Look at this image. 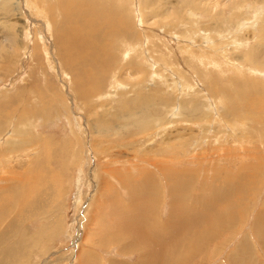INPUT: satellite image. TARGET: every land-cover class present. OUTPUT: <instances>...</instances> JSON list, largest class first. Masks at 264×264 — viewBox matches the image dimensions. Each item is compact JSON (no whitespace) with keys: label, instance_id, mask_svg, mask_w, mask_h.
Here are the masks:
<instances>
[{"label":"rangeland","instance_id":"obj_1","mask_svg":"<svg viewBox=\"0 0 264 264\" xmlns=\"http://www.w3.org/2000/svg\"><path fill=\"white\" fill-rule=\"evenodd\" d=\"M37 1L44 7L45 0ZM106 1L113 9H123L133 37L106 34L117 61L111 58L113 67L109 63L103 74L107 85L102 91L82 97L74 88L76 71L63 62L60 38L52 26L60 14L55 13L54 20L35 0H0V115L1 109L10 113L0 116V243L5 244L0 245V264L134 263L139 250L122 252L115 240L119 236H110L118 228L120 212L126 222L123 229L139 223V212L133 210L134 203L139 206V192L125 195L122 190L126 183L141 180L143 171L152 172L164 187L157 206L165 218L170 197L159 167L169 166L180 172L170 176L189 177L191 197L204 195L212 201V184L214 194L218 188L222 194L223 186L233 190L227 207L223 199L211 204L213 213L225 208L223 225L209 234L198 224L202 237L188 251L182 248L172 264H239L244 257L247 264H264V70L246 61V53L257 60L264 55V0H244L242 7L233 4L238 0H191L198 6L192 11H187L185 0H142L141 5L140 0ZM139 9L147 15L145 21ZM154 12L159 15L152 16ZM234 12L239 17L229 21ZM167 21L175 24L165 26ZM167 26L171 30L166 31ZM154 48L166 53L167 61L151 57L161 61L144 62V71L135 70L133 61L143 60L140 51L155 53ZM234 82L254 83L252 94L258 98L238 109L230 100L228 107L236 112L227 113L221 94L233 95ZM25 109V122H15L18 111ZM21 129L27 133L15 135ZM172 145L176 154H184L179 161L160 154L159 149L170 151ZM32 166L55 180L46 184L38 174L43 183L28 198L36 202L28 204L34 207L25 206L16 217L9 195L17 175ZM115 194L127 202L123 211L115 205L117 197H109ZM258 217L261 234L254 226Z\"/></svg>","mask_w":264,"mask_h":264},{"label":"bare ground","instance_id":"obj_2","mask_svg":"<svg viewBox=\"0 0 264 264\" xmlns=\"http://www.w3.org/2000/svg\"><path fill=\"white\" fill-rule=\"evenodd\" d=\"M5 1L8 2L9 0H5ZM35 2L37 3L39 1L35 0ZM44 2H45L44 7L42 6L43 4L40 2H39L40 4L38 3L39 4L38 7L39 8L43 7L41 10H43L45 12H46V10H49L50 11L49 15L54 20H55V16L53 17V15L55 13L60 14L61 18H60L59 22H56V21L52 22L53 19L51 17L49 19H50V22H52V24H53L52 26L54 27V32H56V34H58L59 38H60V41H59L58 37L56 36L57 40L62 45V48L60 49V54L64 58L63 62L65 63V65L68 63L70 66V70L76 71V76H78L77 79L75 78L76 81H75V87L74 88L79 92V94L82 97H84V94H86L90 91L101 92L102 88L107 85V84L103 85L104 81H105V77H106L103 74H105L104 72H106L110 68V67H108V65H109V63L111 65V62H110L111 58H114V57H112V53H111V48H112L113 43L108 42L106 40V34L109 33L108 35H111V34L117 33L118 35H121L125 39H129V38L133 37V34L131 32V22L126 17H124L123 9L119 8V7H118V10L113 9V7L109 6L110 4H108L106 0H45ZM110 2L112 3V1H110ZM243 2H244V0H238V1H234L233 4L238 5V7H242ZM142 3H143L142 0H140L139 4L141 5ZM183 3H184V5L189 7V9L187 11H192L193 9L197 10V8H198V6L196 4L197 2L194 4H191V0H185ZM148 4H150V3H148ZM15 6H17V3H15ZM141 8L143 9V6H141ZM142 9H139L140 13H141V14L140 13L139 14L144 20L147 15L145 13H142ZM156 12L152 13L151 15L152 16H153V14L155 16L159 15ZM177 12H179V9L175 10L173 17L171 16L173 14H171L169 16L174 18L175 15L178 14ZM189 13L191 14V12H189ZM160 14H162V13H160ZM151 15H149V17H151ZM228 17H229V21H233L232 20L233 18H235L234 20H236L239 16H238V13L234 12L231 15H229ZM162 18H163V15H162ZM169 21H167L168 23H166L164 25L166 26V25L175 24V23H172ZM89 25H90V27H89ZM159 26H161L160 23H159ZM170 27L167 26L166 31L171 30ZM173 27H176V26H173ZM219 28H221V27H219ZM172 29H174V28H172ZM260 29L264 32V25ZM145 30H146V28H145ZM166 31H163V32H166ZM134 32H135V34H137L136 31H134ZM196 32H198V30ZM196 32H194V33L196 34ZM222 32H224V31H222ZM178 33L179 32H177L176 34H178ZM191 35H193V34H191ZM146 38H148L147 35H146ZM213 40H216L217 43L220 42L219 41L220 39L217 40V38H214ZM150 41H148V42H150ZM135 42H136V40H135ZM160 43H161V41H160ZM152 44H154V43H152ZM155 44H156V42H155ZM235 44H236V42H235ZM116 45H118V44H116ZM134 46H135V44H132L131 48L133 49ZM157 46H159V45H157ZM212 46H215V45H212ZM222 47H223V45H222ZM154 49L156 51L155 53L151 49L150 52L145 54V55H143V52L140 51L141 57H142L140 59H143V60H137V61L132 60L133 63H135V65H136L134 67L135 70L144 71L145 70L144 69L145 65L143 64L144 62L153 64L154 60L160 62L161 60L165 59L167 61V59H166L167 54L166 53H164L160 49H156V48H154ZM213 49L215 51L214 47H213ZM213 49H212V52H213ZM199 52L202 53L201 51H199ZM128 54H129V52H126V55H128ZM192 54H193V52H192ZM202 54H200V55H202ZM206 55H204L203 57L207 58ZM12 56H13L12 53L7 52L6 58L7 57L9 58V62H12ZM151 57H159L162 59L161 60H157V58L150 59ZM246 57H247V59H246ZM246 57L245 58L243 57V59L244 60L246 59V61L249 60L251 65H253V67L255 69L257 68V69L264 70V61H261V60H264V55H263V58L261 56L260 59H258V60L256 58H254L253 55H250V54L247 55V53H246ZM251 57H253V60ZM255 57H257V56L255 55ZM123 59H124V56H123ZM68 64L66 65L67 67H68ZM153 75H154V73H153ZM105 82H107V81H105ZM80 84H81V86H80ZM233 84H235V85H233L234 86V90H233L234 93L232 92L233 95H229V94H231L230 92H223V91L222 92L224 94L223 95L221 94V96H224L226 98L225 101L227 103V110H226V108H225V110L227 113L232 112V110L236 112V108L231 109L228 107V103L230 100H232L233 103L237 104V109H238L239 104H244V106H247L253 100L255 103L256 102L255 100L258 98L256 94L255 95L252 94L254 83H252V82H234ZM101 85H103V86H101ZM153 90H155V89H153ZM156 90H157V88H156ZM209 91L211 93H216L212 89H210ZM90 94H91V92H90ZM243 97L246 99V103L245 102H236V100H238V99H244ZM258 100H257V103L259 102ZM248 107H246V108H248ZM1 110H2L1 111L2 115L3 114L6 115L7 113H9V112L4 113L3 109H1ZM23 111L27 112L28 110L25 109V110L18 111V115L15 114L17 116V117H15V118H17L15 122H18V123H24L25 122L28 115ZM179 111H180V109H179ZM174 112H175V110H174ZM191 112H193V110ZM13 114H14V112H13ZM2 115H0L1 118H2ZM210 115H213V114H210ZM212 118H214V117H212ZM242 118H243V116H242ZM249 118L254 120L252 117H249ZM195 119H198V116L195 117ZM144 124H146V122ZM144 126H146V125H144ZM147 126H149V125H147ZM26 133H27L26 129H21L20 131L19 130L15 131V135H17V136H24ZM11 134H12V132H11ZM3 137H5V135ZM23 140L24 139H22L21 143L25 144V141H23ZM5 141L7 142V140H5ZM1 142H0V144H2ZM31 142H29V144H31ZM3 144H5V142ZM20 144H18V145H20ZM39 147H40V150H44V148L46 147V144L42 143L39 145ZM0 149H2V148H0ZM170 149H171L170 151H168V149H166V148L159 149L160 154L163 157H168V158H173V159H174V157L177 159V158H179V156L184 155L182 151H177V154H176L177 149L174 150L173 145H172V147H170ZM0 152H2V151L0 150ZM177 160L179 161V159H177ZM163 162H165V164L172 163L171 161H168V160H166V161L164 160ZM152 164H155V163L153 162ZM159 168L163 172L161 174H162V177L164 179L163 181L166 184L167 195L170 197V203H168V206H167L168 207L167 216L165 218L161 217L162 213H160L158 211V206H159L158 203L160 200L161 189L164 187L160 188V186L157 182V179L154 177L153 174H151L152 172L151 173H145L146 171H143V173H141V176L139 175L140 176L139 178H142L141 180L135 179L133 182L126 183L125 186L126 187L128 186V187L126 188V190H122L123 191L122 193L123 194L125 193V195L132 193V192H139V194H140L139 206H137L134 203V208H133V210H138V212H139V219H137V221H136V224H137V222H139L137 224V227L134 229H123V225L126 222L122 223V222H124L123 219L121 218V216H123V215L120 212L118 214V218L115 219V221H116L115 224L116 223L118 224L119 231H118V228L114 229V232L111 233V235H110V236H114L115 234H117L119 236V239H115V240H119V244H120L119 249L122 252H129V251L137 252V249L139 250V252L136 253L137 254V261H134V263H128V264H172L175 260L179 259V254L182 252V248H183V252L188 251L190 249V247L194 244V242L197 239H199L200 237H202L203 233L202 232L200 233L196 230L198 224H202L203 227L206 226L209 230L207 232L210 234V232H213L216 227L222 226L226 220L225 208L223 210L220 209L221 214H219L220 212L215 213L216 210L213 213L212 208L215 209V206L211 207L212 206L211 204L212 203L215 204L214 202H216L218 200L222 201V199H223V201L227 202V204H225L223 206L227 207L228 203H230V202H228L229 197H231L230 195L233 194V193H231V191H233V190L228 189L229 186L228 187L223 186L222 188L220 187L222 190V194H219V188L217 189V191L215 190L216 193L214 194L213 190H214V188H215L214 186H216V184H212V188L208 189V192L210 193V195L214 196V198H211L212 201L204 198V195H203V197L201 195L196 196V197H191L190 196V191H191L190 188L191 187L189 186L191 180L189 179L188 176H185V175H171L170 176L169 173H180V172L171 171L173 169H176V168H174V166H173V168H172V166H169L167 168H164V167L163 168L159 167ZM31 173H33V174H31ZM34 173L37 174V176L34 175ZM113 173H115V172L113 171ZM38 174H40V176L43 177L44 183L47 184L48 181H51L54 183L55 178H54L53 174H50L48 176L46 174V170H44V172L41 173L40 168L38 170H35L33 168V166L28 171L24 172L22 175L21 174L17 175L16 179H18V180H17V183L15 182L16 186H14L12 188V192L9 195V197L11 199V204L13 206L12 210H13V213H16V217H19V213L21 212V210H23L25 208V206H28L29 203L32 204V202H34V200L28 201V198L30 196H32L33 193H35L34 190L36 189V186H38V183H40V184L43 183V180H40L38 178ZM13 178L14 177H11V179H13ZM130 181H132V179ZM55 190H57V189H55ZM114 190H115V188H114ZM109 191H111V190H109ZM121 196H122V194L121 195L115 194V195H111L109 197H117L116 199H114L115 205L118 206L122 210L124 208V206L127 204V202L121 200L119 198ZM133 202H136V201H133ZM34 203H36V202H34ZM188 204H190L192 206L188 207ZM231 204L233 205V203H231ZM34 205L35 204L28 206V207L33 208ZM229 206H231V205H229ZM217 210H218V208H217ZM257 220L258 221L254 222V226H256V229L261 234L263 231V225L261 224V222H260L261 219H259V217ZM194 222H196V228L192 233H189L190 228H192L191 225ZM172 225H174V227ZM15 236H18V232L15 233ZM15 236H14V238H15ZM122 239H125L124 243H122V241H120ZM0 245L3 247L5 246V244L3 242H2V244L0 243ZM242 260H244V261H239L240 262L239 264H247L245 262V261H247L245 259V257L242 258ZM86 263H87V260H84V263H80V264H86Z\"/></svg>","mask_w":264,"mask_h":264}]
</instances>
